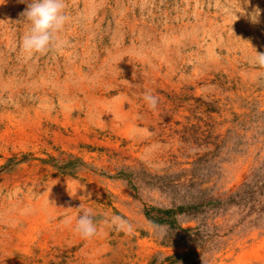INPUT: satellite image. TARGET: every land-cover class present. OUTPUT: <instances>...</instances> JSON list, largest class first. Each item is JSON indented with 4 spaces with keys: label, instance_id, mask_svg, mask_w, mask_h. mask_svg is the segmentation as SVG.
Here are the masks:
<instances>
[{
    "label": "rangeland",
    "instance_id": "rangeland-1",
    "mask_svg": "<svg viewBox=\"0 0 264 264\" xmlns=\"http://www.w3.org/2000/svg\"><path fill=\"white\" fill-rule=\"evenodd\" d=\"M30 2L0 0V264H264V0H65L28 57Z\"/></svg>",
    "mask_w": 264,
    "mask_h": 264
},
{
    "label": "clouds",
    "instance_id": "clouds-1",
    "mask_svg": "<svg viewBox=\"0 0 264 264\" xmlns=\"http://www.w3.org/2000/svg\"><path fill=\"white\" fill-rule=\"evenodd\" d=\"M20 2L23 3L25 0H20ZM246 3H249V0ZM65 7V0H31L28 3L27 8L22 13V16L29 23V29L23 35L20 44L23 53H26L28 57H32L35 54L43 55L50 48L57 46L58 33L70 19L65 14ZM260 11L257 7L250 14V19L253 23L259 22ZM252 62L260 68H264V53L255 50V56ZM143 99L147 102L150 109L155 110L157 108L159 103V97L157 95L146 91ZM65 223L70 225L71 218L66 220ZM111 224L117 230L128 232L132 230V225L119 215L111 217ZM74 231L85 239H90L97 235L98 228L94 222L91 208L85 209L83 214L76 218Z\"/></svg>",
    "mask_w": 264,
    "mask_h": 264
},
{
    "label": "trees",
    "instance_id": "trees-1",
    "mask_svg": "<svg viewBox=\"0 0 264 264\" xmlns=\"http://www.w3.org/2000/svg\"><path fill=\"white\" fill-rule=\"evenodd\" d=\"M248 185H249V183H247V188L242 189V192L238 191L237 193L231 194L223 202L224 203L225 202H234L235 198H237L239 196L240 200H243L242 202H244L245 205H247V203L248 204L252 203L251 205H253V203H254L253 198H254L255 190L250 189V187ZM220 202H221V200H216V203H220ZM205 208H207V203L205 201L200 200V199L197 200V199L193 198V202L190 204V206L188 205V207H185L183 210H180V211L186 212L192 216H197L198 213L205 211ZM251 208H252V206H251ZM167 212H171L172 214L176 213L172 210H169ZM161 219L162 218H160V220Z\"/></svg>",
    "mask_w": 264,
    "mask_h": 264
}]
</instances>
